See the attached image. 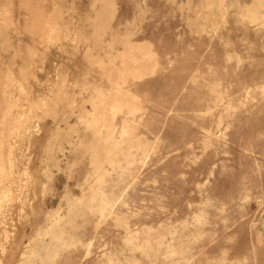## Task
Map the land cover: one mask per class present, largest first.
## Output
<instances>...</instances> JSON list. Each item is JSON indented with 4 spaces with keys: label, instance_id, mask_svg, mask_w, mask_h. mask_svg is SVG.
<instances>
[{
    "label": "rangeland",
    "instance_id": "1",
    "mask_svg": "<svg viewBox=\"0 0 264 264\" xmlns=\"http://www.w3.org/2000/svg\"><path fill=\"white\" fill-rule=\"evenodd\" d=\"M0 264H264V0H0Z\"/></svg>",
    "mask_w": 264,
    "mask_h": 264
}]
</instances>
